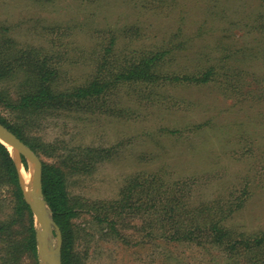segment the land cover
Here are the masks:
<instances>
[{
    "label": "rangeland",
    "instance_id": "rangeland-1",
    "mask_svg": "<svg viewBox=\"0 0 264 264\" xmlns=\"http://www.w3.org/2000/svg\"><path fill=\"white\" fill-rule=\"evenodd\" d=\"M172 1L176 9L159 5L147 11L132 0H0V44L8 42L12 51L33 59L46 56L61 91L81 86L90 75L98 48L87 34L92 28L120 29L130 51L183 42L169 62L171 71L217 67L209 84L168 85L158 96L130 86L107 112H63L38 120L7 107L29 91L22 83L30 72H18L0 82V95L7 98L0 112L10 124L24 126L25 137L59 146L51 155H36L66 173L77 210L75 253L83 264H264V246L254 253L238 246L232 252L201 232L192 241L175 242L152 228L161 219L152 207V189L174 188L184 196L182 186L194 183L191 199L198 203L223 200L234 207L236 196L245 197L224 223L226 242L264 232V0ZM84 148L110 156L88 159ZM22 158L21 174L30 183L32 165ZM68 158L89 168L70 171ZM133 186L132 204H100L119 200ZM15 204L13 188L0 177V223H12L10 244L28 230V217L18 216ZM17 264L35 262L23 254Z\"/></svg>",
    "mask_w": 264,
    "mask_h": 264
},
{
    "label": "trees",
    "instance_id": "trees-1",
    "mask_svg": "<svg viewBox=\"0 0 264 264\" xmlns=\"http://www.w3.org/2000/svg\"><path fill=\"white\" fill-rule=\"evenodd\" d=\"M50 4L55 0H45ZM83 2H95V0H81ZM136 5L144 10H155L159 5H165L176 9V3L172 0H132ZM155 6V7H154ZM98 30V31H97ZM89 29L87 34L96 42V57L90 64V75L85 82L75 87L71 91H61L56 86L58 78L57 70L47 66V57L33 59L30 56L22 55L20 52L12 51L8 47V42L0 44V82L9 78H14L18 72H30L24 78L22 86H28L29 91L20 95L16 104H7L11 110L19 113L23 119L33 120L57 113H96V111L107 112L111 109V102L121 93L122 89L134 86L152 92L158 96V90L168 85H193L201 86L214 82V75L217 67L202 68V71L176 72L171 71L170 60L177 57L183 42L166 43L152 52H142L137 49L133 51L125 48L123 36L120 29ZM123 33L126 29L121 30ZM122 43V44H121ZM7 103V98L0 95V103ZM105 107V108H104ZM0 124L12 132L19 140L27 145L35 154L51 155V149L60 150L58 145L44 144L40 140L25 137V127L22 125H12L0 112ZM34 125V124H33ZM30 123L28 124V127ZM33 128V127H32ZM178 130L170 133H178ZM57 152V151H56ZM88 159L98 156L96 159H107L110 154L101 150L90 148L81 149ZM96 159L92 160L94 163ZM22 161L24 162L23 158ZM70 171L80 169L87 170V164L78 162L72 158L66 159ZM25 164V162H24ZM0 177L13 188L15 198V213L18 216L28 217V230L26 236L19 242L7 243V235L12 227L11 222L0 223V264H17V261L28 254L35 264L36 242L32 214L23 200L22 191L18 185V173L11 155L7 148L0 144ZM161 184V181H158ZM179 186V184H176ZM192 185V186H191ZM172 186V185H171ZM173 187V186H172ZM182 194L174 188L166 187L163 190L152 189V207L154 213L161 219L152 228L161 234V237H168L169 240L192 241L194 234L201 232L208 235L212 245L227 246L229 251H239L237 246L243 251L254 253L264 246V232L252 238L241 237L233 242H226L230 237L229 231L224 223L238 208L242 206L246 199L244 196H236L237 202L232 204L217 200L218 202H195L191 195L195 188L194 183L182 186ZM187 188V190H185ZM136 186L127 192H123L121 198L114 201L100 204H132V197ZM180 190V188H178ZM188 192V197H187ZM42 194L49 207L53 221L60 230L62 238L61 261L62 264H83L75 253V231L73 221L77 217V210L71 205L67 184L66 173L59 166L42 163ZM244 195L246 193L243 192ZM189 204H200L190 206ZM204 204H212L207 206ZM118 208V207H116ZM165 216V218H164ZM154 229L152 230V232ZM250 259H255L251 257ZM259 259V258H257ZM256 259V260H257ZM255 261V260H254ZM260 263V261H257Z\"/></svg>",
    "mask_w": 264,
    "mask_h": 264
},
{
    "label": "water",
    "instance_id": "water-1",
    "mask_svg": "<svg viewBox=\"0 0 264 264\" xmlns=\"http://www.w3.org/2000/svg\"><path fill=\"white\" fill-rule=\"evenodd\" d=\"M0 144L9 151L18 173L19 188L22 191L23 200L34 216V230L37 244V256L39 264L61 263V233L52 219L51 211L42 194V163L38 156L12 132L0 124ZM11 147L13 151H10ZM23 157L32 165L31 193L33 201L28 198V192L24 189V181L20 170V159ZM55 235V244L53 236Z\"/></svg>",
    "mask_w": 264,
    "mask_h": 264
},
{
    "label": "bare ground",
    "instance_id": "bare-ground-1",
    "mask_svg": "<svg viewBox=\"0 0 264 264\" xmlns=\"http://www.w3.org/2000/svg\"><path fill=\"white\" fill-rule=\"evenodd\" d=\"M8 149L10 151H13L11 147H8ZM23 181H24V178H23ZM24 189L26 192H28V198L30 201H33V196H32V193H31V183H26L24 182Z\"/></svg>",
    "mask_w": 264,
    "mask_h": 264
}]
</instances>
